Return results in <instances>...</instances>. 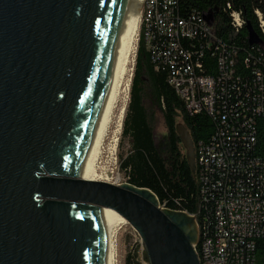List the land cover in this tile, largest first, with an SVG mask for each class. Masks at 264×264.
Segmentation results:
<instances>
[{"label":"water","instance_id":"water-1","mask_svg":"<svg viewBox=\"0 0 264 264\" xmlns=\"http://www.w3.org/2000/svg\"><path fill=\"white\" fill-rule=\"evenodd\" d=\"M127 1L0 0V264H103L100 207L138 232L150 264H201L195 216L148 188L79 178ZM177 132L195 169L192 136Z\"/></svg>","mask_w":264,"mask_h":264},{"label":"built area","instance_id":"built-area-1","mask_svg":"<svg viewBox=\"0 0 264 264\" xmlns=\"http://www.w3.org/2000/svg\"><path fill=\"white\" fill-rule=\"evenodd\" d=\"M141 1L138 43L143 37L186 111L206 113L215 126L209 140L196 146L204 213L200 221L191 215L199 227L200 262L257 264V240L264 238V158L255 152L257 119L264 116V51L252 46L240 72L239 48L217 39L206 13L181 15L179 0ZM231 19L237 31L246 24L239 11ZM207 54L215 59L214 74L205 68Z\"/></svg>","mask_w":264,"mask_h":264},{"label":"trees","instance_id":"trees-1","mask_svg":"<svg viewBox=\"0 0 264 264\" xmlns=\"http://www.w3.org/2000/svg\"><path fill=\"white\" fill-rule=\"evenodd\" d=\"M228 3L231 9L227 8ZM179 10L181 15L192 10L207 14L217 39L239 48L240 72H245L241 63L252 46L258 45L264 51V32L256 13L259 11L264 19V0H179ZM233 10L241 12L245 23L253 27L258 35L257 41H249L246 24L238 31L233 27ZM204 64L207 73H215L214 58L207 54ZM160 118L166 129L162 136L158 134ZM178 123L188 128L195 147L201 140L208 141L215 128L206 113L192 116L186 111L183 100L168 83V72L156 69L141 37L121 141L129 140L130 149L120 157V168L128 183L150 189L162 206L195 214L200 221L204 211L199 170L197 165L194 169L188 162L177 132ZM256 126L255 152L264 158V116L257 119ZM255 257L257 264H264V238L257 240ZM127 264L140 263L129 257Z\"/></svg>","mask_w":264,"mask_h":264},{"label":"bare ground","instance_id":"bare-ground-1","mask_svg":"<svg viewBox=\"0 0 264 264\" xmlns=\"http://www.w3.org/2000/svg\"><path fill=\"white\" fill-rule=\"evenodd\" d=\"M141 5V0H128L125 3L124 14L119 25L118 40L113 50V63L101 130L94 151L79 176L81 179L108 181L107 168L98 167V165L111 131L114 136L108 145V150L113 155L117 149L118 136L126 113L131 81L129 78L130 65L134 61L135 45L141 23ZM97 212L103 234V264H117L116 237L120 227L129 222L110 208L100 207Z\"/></svg>","mask_w":264,"mask_h":264},{"label":"rangeland","instance_id":"rangeland-1","mask_svg":"<svg viewBox=\"0 0 264 264\" xmlns=\"http://www.w3.org/2000/svg\"><path fill=\"white\" fill-rule=\"evenodd\" d=\"M141 7H140V10H141ZM137 49H138V39L135 45V52L133 56L134 61L130 65L129 78L131 79V81H130L128 97H127L128 98L127 106L130 100V88H131L132 77H133L134 70H135ZM127 106H126V109H127ZM123 123H124V120H123ZM123 123H122L121 132L118 136L116 151L114 152L113 155H111V153L108 150V147H109L108 145L112 142L113 136H114L111 131L108 139L106 140L104 152L101 156L100 163L98 165V167L107 168L108 170L107 172L108 181L107 182H111V183H116L117 180H119L120 184L128 183L126 181L125 173L120 168V163H121L120 157L122 155L123 156L126 155L130 149L129 140L124 139L123 142L121 143L122 137H123ZM165 131L166 129L163 125V121L160 118L159 125H158V134L162 136L164 135ZM160 206L163 207L162 204H160ZM116 241H117L116 242L117 264H127L129 257L134 258V262H137L140 264H150V260H149L145 245L143 244L138 232L130 225V223L124 224L120 227L117 237H116Z\"/></svg>","mask_w":264,"mask_h":264}]
</instances>
